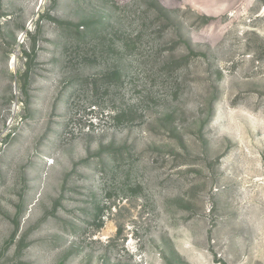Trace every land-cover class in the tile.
I'll return each mask as SVG.
<instances>
[{"label":"rangeland","instance_id":"obj_1","mask_svg":"<svg viewBox=\"0 0 264 264\" xmlns=\"http://www.w3.org/2000/svg\"><path fill=\"white\" fill-rule=\"evenodd\" d=\"M0 264H264V0H0Z\"/></svg>","mask_w":264,"mask_h":264}]
</instances>
